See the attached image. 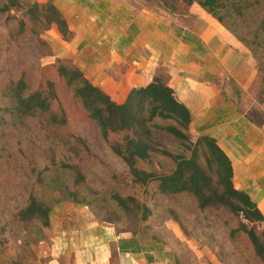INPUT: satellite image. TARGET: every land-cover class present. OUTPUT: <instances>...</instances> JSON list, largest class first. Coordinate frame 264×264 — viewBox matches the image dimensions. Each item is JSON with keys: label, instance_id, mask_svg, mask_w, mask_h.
<instances>
[{"label": "trees", "instance_id": "obj_1", "mask_svg": "<svg viewBox=\"0 0 264 264\" xmlns=\"http://www.w3.org/2000/svg\"><path fill=\"white\" fill-rule=\"evenodd\" d=\"M156 7L181 16L197 3L230 31L250 52L254 59L258 89L256 99L264 101V0H151ZM0 13L14 23L12 37L28 36L47 47L40 36L56 28L63 40H70L72 32L62 12L52 0H0ZM56 79L53 81L37 70H22L7 79L0 87L4 100L2 115L23 125L28 119L47 129L67 128L65 107L59 100L57 84L85 114L97 136L127 167L138 185L154 183L157 194L169 198L192 200L193 210L224 213L227 236L234 245L228 249L239 258V264H264V215L253 198L233 183L230 158L215 139L189 133L191 115L185 104L174 95L168 85L169 75L164 67L156 71L142 87H133L122 102H117L103 89L93 85L68 58H56L51 64ZM232 83V82H231ZM57 105V108H56ZM66 158L55 160L51 150L50 166L38 173V184L48 178L60 191L59 196L36 195L31 191L25 203L13 212V221L26 231L20 243L22 252L14 257L0 256V264H22L32 258L31 247L48 238L50 218L54 207L69 201L86 206L99 222H115L127 229L143 233L151 208L133 195L111 191L99 197L86 182L81 168L86 142L80 135L63 132L58 136ZM163 157L172 166L155 170V161ZM45 173V176H41ZM56 176L62 181L57 182ZM171 218L183 228L178 212L168 206ZM104 213V214H103ZM141 214L139 226H127L124 217ZM102 215H117L119 219H105ZM140 223V222H138ZM223 264H233L214 250Z\"/></svg>", "mask_w": 264, "mask_h": 264}, {"label": "crops", "instance_id": "obj_2", "mask_svg": "<svg viewBox=\"0 0 264 264\" xmlns=\"http://www.w3.org/2000/svg\"><path fill=\"white\" fill-rule=\"evenodd\" d=\"M52 1L72 37L63 40L56 28L44 35L53 48L50 62L70 59L117 102L164 67L168 85L190 111V136L215 139L231 160L234 185L248 192L264 215V101L256 99L258 80L249 50L197 3L178 16L138 7L130 0ZM47 233L22 264L178 260L174 249L159 238L115 222H99L86 206L69 201L54 207ZM198 253L208 254L199 249Z\"/></svg>", "mask_w": 264, "mask_h": 264}, {"label": "rangeland", "instance_id": "obj_3", "mask_svg": "<svg viewBox=\"0 0 264 264\" xmlns=\"http://www.w3.org/2000/svg\"><path fill=\"white\" fill-rule=\"evenodd\" d=\"M131 3L156 12L159 8L151 0H130ZM14 23L7 21L0 13V87L9 78L17 76L22 70H37L53 81H57L54 68L50 62L48 49L28 36L12 37ZM48 33V32H47ZM50 49L51 44L44 37ZM59 100L65 107L69 123L67 128L57 130L40 126L36 121L27 119L23 125L14 124L8 115L0 117V250L14 257L22 252L21 241L26 238L25 229L13 221L12 215L21 207L31 191L36 195L59 196L60 191L44 178L43 184H38V173L50 166L51 150L55 160L66 158L63 147L58 143V136L71 132L82 136L86 149L82 154L81 168L86 182L99 197H108L115 191L121 195H133L140 202L151 208V214L146 220L144 229L153 238H159L174 249L178 256L177 264H213L208 256H212L217 264H223L214 250H218L223 258L233 264H239L237 255L228 249L234 246L227 236L225 220L232 223L224 213L198 212L193 210L192 200L184 197L169 198L154 191V183L138 185L132 180L126 165L114 156L97 136L85 114L71 99L70 95L57 84ZM4 100L0 97V114ZM57 108V105H56ZM192 138V137H191ZM193 139V138H192ZM195 139V138H194ZM155 170H168L172 164L166 158L155 161ZM45 176V173H41ZM57 182L62 179L55 177ZM168 206L179 214L183 228L175 222L167 212ZM104 214V213H103ZM127 226H139L141 214L135 217H124ZM105 219H119L117 215H102ZM140 222V223H138ZM174 224L180 235L174 232ZM198 249L207 251L201 256ZM0 256L4 257V253ZM209 256V257H210ZM254 264H260L253 261Z\"/></svg>", "mask_w": 264, "mask_h": 264}]
</instances>
